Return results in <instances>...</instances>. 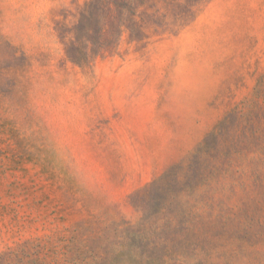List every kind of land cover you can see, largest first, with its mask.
<instances>
[{
    "label": "rangeland",
    "instance_id": "1",
    "mask_svg": "<svg viewBox=\"0 0 264 264\" xmlns=\"http://www.w3.org/2000/svg\"><path fill=\"white\" fill-rule=\"evenodd\" d=\"M0 264H264V0H0Z\"/></svg>",
    "mask_w": 264,
    "mask_h": 264
}]
</instances>
